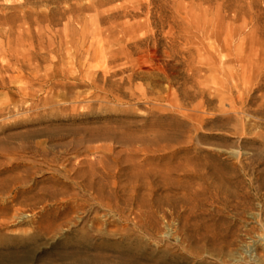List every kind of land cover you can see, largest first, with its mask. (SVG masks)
<instances>
[{
    "label": "rangeland",
    "instance_id": "rangeland-1",
    "mask_svg": "<svg viewBox=\"0 0 264 264\" xmlns=\"http://www.w3.org/2000/svg\"><path fill=\"white\" fill-rule=\"evenodd\" d=\"M0 54V64L32 60L0 73L10 86L0 88V244L36 234L29 219L54 202L30 197L60 187L56 169L81 157L73 129L94 122L141 133L134 146L147 148L132 173L152 218L105 223L106 237L176 264H264V0H0ZM139 57L152 67L143 78L120 90L79 84L69 92L100 97L64 102L68 70L84 77ZM156 133L168 138L152 142ZM100 144L121 149L113 137L86 145Z\"/></svg>",
    "mask_w": 264,
    "mask_h": 264
},
{
    "label": "bare ground",
    "instance_id": "bare-ground-1",
    "mask_svg": "<svg viewBox=\"0 0 264 264\" xmlns=\"http://www.w3.org/2000/svg\"><path fill=\"white\" fill-rule=\"evenodd\" d=\"M140 45V41L131 43L134 50L140 48ZM31 64L32 60L25 58L14 63H3L0 64V73L20 71L30 68ZM125 64L104 67L101 73L90 70V74L84 77L73 73V70H68L67 74H64L67 80L59 82V85L67 90L64 102H78L86 97L99 98V94L88 91L98 87L99 80L109 82L120 90L124 83L134 78H143L145 74L152 72V67L143 63L140 57ZM126 71L129 73L117 77ZM79 84L89 89L71 94L69 91ZM6 87L10 86H7L4 77H1L0 88ZM72 134L75 138L68 144L81 155L78 162L75 165L67 162L56 169L58 173L62 171L66 178L60 176L57 178L56 183L60 186L58 189L30 197L32 207L46 201L54 202V206L42 209L39 217L29 219V222L35 225L36 234L30 235L27 239L9 237L0 244V264H176L179 261L176 258L147 251L142 248L143 245L139 248L138 243V246H131L123 240L111 239L101 230L105 223L117 225L121 220L129 219L141 226L143 220L152 218L150 214L146 215L147 193L141 192L140 174L132 173L140 168L133 162L137 153L142 150L144 153L147 152L146 147L134 146L136 141L143 140L141 133L116 132L107 123L92 122L73 129ZM108 137H113L121 145V149L115 151L112 145L106 144L86 145L87 142ZM166 138H168L166 134L156 133L151 140L157 142ZM95 152H100V155L96 157L87 155ZM127 160L133 163L127 164ZM126 170H130V174ZM144 174L149 178L147 173ZM74 188L76 192L73 191ZM27 199L25 196H13L12 201L22 203ZM157 201L156 198H151V203L156 204ZM133 208H138V211H134ZM101 210L102 215H99ZM16 211V217L19 218L21 209L17 208ZM0 212L6 213V208L0 207ZM110 215L115 216V220L107 222ZM80 224L81 227L78 228ZM64 226L67 229L62 239L53 245L51 251L39 254L41 245L46 244L52 235L60 233ZM89 230L95 231L97 235L91 234ZM117 231L118 228H113L108 234ZM40 234L44 236L45 241L38 239Z\"/></svg>",
    "mask_w": 264,
    "mask_h": 264
}]
</instances>
